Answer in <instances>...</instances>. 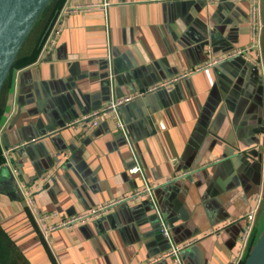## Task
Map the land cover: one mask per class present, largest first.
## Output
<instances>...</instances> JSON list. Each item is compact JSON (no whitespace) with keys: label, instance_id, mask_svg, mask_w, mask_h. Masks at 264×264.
Masks as SVG:
<instances>
[{"label":"crops","instance_id":"obj_1","mask_svg":"<svg viewBox=\"0 0 264 264\" xmlns=\"http://www.w3.org/2000/svg\"><path fill=\"white\" fill-rule=\"evenodd\" d=\"M109 1L108 13L67 15L54 49L13 72L0 147L17 148L1 166L0 224L29 264H179L162 255L172 241L192 240L182 264H235L243 216L260 191L256 241L264 231V70L247 60L254 49L227 57L252 43L251 3ZM260 9L264 25V0ZM261 43L264 61V31ZM137 93L119 109L126 132L114 115L90 130L71 124L112 96ZM46 172L51 178L41 183ZM146 178L160 183L154 202H121L47 232L23 193L51 213L49 228L142 188Z\"/></svg>","mask_w":264,"mask_h":264},{"label":"built area","instance_id":"obj_2","mask_svg":"<svg viewBox=\"0 0 264 264\" xmlns=\"http://www.w3.org/2000/svg\"><path fill=\"white\" fill-rule=\"evenodd\" d=\"M206 1L208 3L214 4V3H220L222 1H226V2L230 1L234 3H238L241 1H245V0H206ZM247 1L251 3V7H252V12H251V34H252L251 42L252 43L250 46L241 48L227 57H231L235 55L245 56V54L249 50L254 49L256 52V57L254 58V57L247 56V60L252 64L258 65V67L264 70V61L262 57L263 54H262V43H261V38L263 35V31H264V25L261 20L260 0H247ZM109 6H110L109 0H102L99 3L97 2L79 3V4H74V5H68L67 3H64L48 35L46 36L42 44L40 54L44 55L54 49V47L57 44L58 38L60 37L62 30L64 28L67 15H69L70 13L90 11L95 8H99L100 10H103L105 13H108ZM172 81L173 80H169L166 82L159 83L155 86H152L151 88H149V91H153V90L163 88V87L166 88L167 85L170 84ZM140 96H142V93L125 94L123 96H112L105 106L84 115L83 117L72 122L71 124L80 123L86 127V130H90L98 124L99 120L104 119L108 115H114L117 117V127L121 129L123 132H126V126L119 114V109L122 105ZM0 136H1V133H0ZM15 148H17V146L2 150V156L4 159L3 164H2L3 166L7 164L8 165L11 164L10 163V152L14 150ZM140 169L141 168L139 166H134L131 168L130 171L138 172L140 171ZM51 175L52 174L50 172L44 173L39 179L40 182L41 183L47 182L51 178ZM19 186L23 187L22 184ZM157 186H160V183L149 182V180L146 178L144 182V186L142 188L137 189L128 194H125L124 196L112 202L102 204L98 207L92 208L86 212L77 214L75 216L67 217L63 219L61 222L54 224L49 228H47L44 225V222L46 218H49L51 216V213H44L40 208L36 207L34 199L31 195H29V192H26V193L23 192V193L25 194V198H24L25 202L27 206L29 207L30 211L32 212V214L34 215V217L36 218L37 223L39 224L43 232L44 231L47 232V231L55 230L59 228H71L75 225L88 222L98 216L105 215L106 213L110 211V209L113 206L121 202H132V201L140 200L141 198H149L154 202L155 201L154 191ZM253 200H254V205L243 216V218L245 219V225L240 235V246H239V251H238V257H237L235 264H241L245 260L249 252L248 249H249L252 237H253V232H254V227H255L256 220H257L258 211L261 207L262 200H263V192L260 191L259 193H257L254 196ZM156 209H157V214L160 219L161 231L165 236L168 237L170 241H172L169 226L166 223V221L163 219L162 215L160 214L158 206H156ZM192 241H188L180 245L175 244L172 241V246L170 250L164 253L162 256L172 257L175 262L182 264L180 256H179L180 251L184 247L194 243ZM144 264H150V262L144 263Z\"/></svg>","mask_w":264,"mask_h":264},{"label":"water","instance_id":"obj_3","mask_svg":"<svg viewBox=\"0 0 264 264\" xmlns=\"http://www.w3.org/2000/svg\"><path fill=\"white\" fill-rule=\"evenodd\" d=\"M51 0H0V94L26 38ZM244 264H264V231Z\"/></svg>","mask_w":264,"mask_h":264},{"label":"trees","instance_id":"obj_4","mask_svg":"<svg viewBox=\"0 0 264 264\" xmlns=\"http://www.w3.org/2000/svg\"><path fill=\"white\" fill-rule=\"evenodd\" d=\"M66 0H51L48 9L39 17L36 24L32 28L20 52L3 84L0 94V120L4 112V103L7 94L12 88L13 72L16 69L32 64L38 58L42 44L48 35L60 9ZM3 156L0 147V174L3 164ZM2 191V181L0 179V192ZM256 239L252 237L248 251L252 249ZM248 252V254H249ZM247 254V255H248ZM245 261V260H244ZM244 261L241 263L243 264ZM0 264H29L23 254L20 252L15 243L6 234L0 224Z\"/></svg>","mask_w":264,"mask_h":264},{"label":"rangeland","instance_id":"obj_5","mask_svg":"<svg viewBox=\"0 0 264 264\" xmlns=\"http://www.w3.org/2000/svg\"><path fill=\"white\" fill-rule=\"evenodd\" d=\"M248 256V255H247ZM247 256H246V258H247ZM246 258H245V260H246ZM245 262V261H244ZM244 264V263H243Z\"/></svg>","mask_w":264,"mask_h":264}]
</instances>
